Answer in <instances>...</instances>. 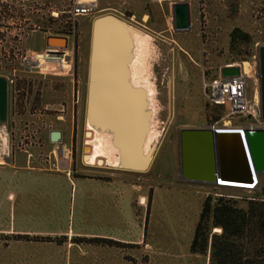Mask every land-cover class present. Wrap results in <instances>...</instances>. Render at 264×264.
I'll return each mask as SVG.
<instances>
[{
  "label": "rangeland",
  "instance_id": "obj_1",
  "mask_svg": "<svg viewBox=\"0 0 264 264\" xmlns=\"http://www.w3.org/2000/svg\"><path fill=\"white\" fill-rule=\"evenodd\" d=\"M70 1L0 0V76L13 81L12 121L10 127L0 126V152H8L7 160L22 155L31 166L48 170L45 158L53 150H65L68 157L58 161L57 171H71L74 178L118 181L119 228L103 235L106 229L94 209L91 216L98 224L83 222L80 197L73 199L69 226L15 221L12 213L8 216L6 193L0 191V264H209L210 247L206 253L191 250L206 193L214 201L229 200L246 208L264 193V175L255 191L186 182L180 175L179 133L185 128H234L252 122L244 115L228 117L224 106L210 103L209 93L210 85L222 78L224 65L246 62L253 69L246 93H257L260 99L264 0H97L91 15L75 20ZM177 3L190 4L192 28L187 32L174 30ZM106 14L148 37L141 43L132 41L128 67L133 87L149 91L145 109L159 135L151 165L144 172L113 169L104 160L89 166L85 160L89 141L99 137L87 135L85 116L92 24ZM235 29L249 38L237 40L231 49L230 34ZM50 36L68 38L64 55L71 61L61 71L55 64L45 71L32 66L35 55L48 51ZM52 45L60 47L63 42ZM43 82L50 83L53 92L46 91ZM54 97H61L60 102H47ZM37 129L44 143L29 146ZM53 131L61 132L62 145L49 141ZM5 162L1 159L0 166ZM216 229L211 232L220 233Z\"/></svg>",
  "mask_w": 264,
  "mask_h": 264
},
{
  "label": "water",
  "instance_id": "obj_2",
  "mask_svg": "<svg viewBox=\"0 0 264 264\" xmlns=\"http://www.w3.org/2000/svg\"><path fill=\"white\" fill-rule=\"evenodd\" d=\"M174 30H191L189 3L173 6ZM131 25L123 19L106 14L92 24L91 54L87 90L86 124L114 129L121 147V159L131 172H144L150 165L141 160L140 146L145 133L141 115L145 107L144 94L126 86L127 63L130 55ZM53 41L63 46L52 45ZM68 38H46L48 51L66 57ZM33 67H38L34 63ZM260 103L264 119V47L259 49ZM224 79L241 74L240 65L223 67ZM11 80L0 76V126L10 124ZM241 131H217L215 126L185 128L179 133L180 175L189 183L217 187L218 181L235 186H255L264 175V128H243ZM88 135V133H87ZM61 132L50 134L51 143L62 145ZM238 182V183H234Z\"/></svg>",
  "mask_w": 264,
  "mask_h": 264
},
{
  "label": "crops",
  "instance_id": "obj_3",
  "mask_svg": "<svg viewBox=\"0 0 264 264\" xmlns=\"http://www.w3.org/2000/svg\"><path fill=\"white\" fill-rule=\"evenodd\" d=\"M45 84L48 87L44 89L53 92L54 87L50 83H42L43 86ZM60 98H49L47 102L57 103ZM0 191L6 193L4 201L8 205V216L12 213L11 218L15 221H26L32 226L39 225V222L49 224L56 221L66 222L69 226L72 221L73 199L80 197V218L83 222H99L106 229L103 235H110V232L118 231L119 228L118 181L74 178L71 171L68 173L35 168L22 155H15L14 159L6 160L5 166H0ZM93 209L99 215L98 222L91 216Z\"/></svg>",
  "mask_w": 264,
  "mask_h": 264
},
{
  "label": "trees",
  "instance_id": "obj_4",
  "mask_svg": "<svg viewBox=\"0 0 264 264\" xmlns=\"http://www.w3.org/2000/svg\"><path fill=\"white\" fill-rule=\"evenodd\" d=\"M56 33L55 35H58ZM249 37L239 29L230 34L231 49L237 40ZM264 193L250 201L246 208L232 201L204 199L195 227L191 250L206 253L209 264H264ZM219 228L220 233L211 229Z\"/></svg>",
  "mask_w": 264,
  "mask_h": 264
},
{
  "label": "built area",
  "instance_id": "obj_5",
  "mask_svg": "<svg viewBox=\"0 0 264 264\" xmlns=\"http://www.w3.org/2000/svg\"><path fill=\"white\" fill-rule=\"evenodd\" d=\"M70 15L75 20L79 17H86L93 13L96 9L97 0H71L70 1ZM56 50L53 52L47 51L46 55L49 59H53V61L60 62L66 57L60 58L58 54H56ZM66 61H70L69 58H66ZM235 64H226L223 67H230ZM241 68V74L237 77L224 79L223 77L220 80H215L210 85V93H209V101L213 105H222L226 108L228 117L236 116V115H244L250 117L252 122L246 126L234 127V129H230L231 131H241L243 133V128H264V119L262 118L261 113V103L260 99L257 96H248L246 93V84L248 77L244 74ZM222 70V69H221ZM11 84L13 81L11 80ZM217 131L225 130L220 126H215ZM227 128V127H226ZM229 128H233L230 127ZM41 129L45 130V127ZM228 130V129H227ZM36 134L34 135L35 140L30 141L29 146L33 147H41L42 139H39L38 129L36 130ZM9 155L8 152H0V160L6 161ZM68 156L64 154L60 149L53 150L51 152V156H48L44 160V164L47 165L48 170L57 171L59 170L58 161L66 159ZM218 183H222L218 181ZM251 186V185H246ZM217 187H220L217 184ZM222 188V187H220ZM256 188L254 186L250 187V189L246 191H255Z\"/></svg>",
  "mask_w": 264,
  "mask_h": 264
},
{
  "label": "bare ground",
  "instance_id": "obj_6",
  "mask_svg": "<svg viewBox=\"0 0 264 264\" xmlns=\"http://www.w3.org/2000/svg\"><path fill=\"white\" fill-rule=\"evenodd\" d=\"M131 29H132L131 33H130L131 45H132L133 40H136L137 43H141V42H143V40H145V38H148L144 32L134 28L133 26H131ZM53 42H60V41H53ZM130 49H131V47H130ZM66 55H68V54H66ZM129 55H130V53H129ZM34 58H36V61H37L36 63H38V68L43 70V71L47 70V68H49L50 64H55L57 66L58 70H60V71L65 69V67H67V62H66L65 58L58 63H57V61H53V59H49L46 54L45 55L37 54L34 56ZM130 63H131V57L129 58V61H128L127 66H126V69H127V78L125 81L126 86H128L133 91L142 92L144 94V101H145V107L141 112L143 122H144V127L146 129L145 133L143 135L141 146H140L141 160L143 161L145 159L146 160L148 159L149 161H151L152 154L155 151L159 135L155 132L156 130L155 131L153 130V122L152 121H151V125H150L149 115L147 114L146 109H145L147 106V100H146L147 99V92L149 94V91L146 90L147 91L146 92L145 90H143L141 88H134L133 85L129 82L128 67H129ZM241 66H242V70H243L244 74L247 75V77H251V75L253 73V69H252L251 65L249 63L245 62V63L241 64ZM136 80L138 83L142 84V81L140 82L137 79V77H136ZM144 85H146V84H144ZM255 96L256 97L258 96L257 93ZM226 125H228L227 122H226ZM226 127H224L223 129H225V130L234 129V128H229L228 126H226ZM86 129L88 130V134L90 133L89 134L90 138H91V133L99 135V137L96 138L94 141H92V140L89 141L90 145H91V147L89 148L90 151L85 154L86 155L85 160L89 166H95L99 160H104L105 163L113 169L118 168V169L130 170L123 163V161L121 159V147L116 142V135H117L116 130L104 129L101 126L93 125L91 123L86 124ZM221 181L230 182V181H225V180H221ZM234 183H238V182H234ZM217 184L220 187L226 188V189H237V190H248V189H250V187H248V186H233V185H229V184H219V183H217ZM257 185L258 184H256L254 186V188H256ZM216 231L221 232V229L217 228Z\"/></svg>",
  "mask_w": 264,
  "mask_h": 264
},
{
  "label": "flooded vegetation",
  "instance_id": "obj_7",
  "mask_svg": "<svg viewBox=\"0 0 264 264\" xmlns=\"http://www.w3.org/2000/svg\"><path fill=\"white\" fill-rule=\"evenodd\" d=\"M71 61V60H70ZM87 90H88V82H87V84H86V108H87ZM86 116V115H85ZM11 117H10V124H11ZM8 125L9 127L11 126V125Z\"/></svg>",
  "mask_w": 264,
  "mask_h": 264
}]
</instances>
